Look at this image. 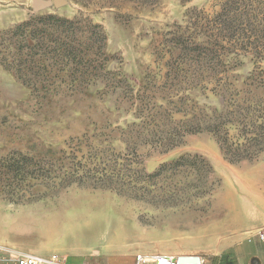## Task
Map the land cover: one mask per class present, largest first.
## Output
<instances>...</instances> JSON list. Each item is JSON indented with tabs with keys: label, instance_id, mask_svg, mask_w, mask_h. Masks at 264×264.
Segmentation results:
<instances>
[{
	"label": "rangeland",
	"instance_id": "rangeland-1",
	"mask_svg": "<svg viewBox=\"0 0 264 264\" xmlns=\"http://www.w3.org/2000/svg\"><path fill=\"white\" fill-rule=\"evenodd\" d=\"M256 233L264 0H0L3 257L214 264Z\"/></svg>",
	"mask_w": 264,
	"mask_h": 264
},
{
	"label": "crops",
	"instance_id": "crops-1",
	"mask_svg": "<svg viewBox=\"0 0 264 264\" xmlns=\"http://www.w3.org/2000/svg\"><path fill=\"white\" fill-rule=\"evenodd\" d=\"M260 233H256L253 238L245 243L241 244L239 247L235 248L233 251V256L231 259H227L226 262H218L214 264H264V238H260ZM264 235V233H262ZM19 253L29 254L40 256L43 258H48L51 255H57L59 261L64 264H84L80 256L67 255L62 252L53 251H45L44 253L39 252H30L25 249H16ZM135 263V256L130 262H124L122 264H134ZM13 264V263H10ZM211 264V263H210Z\"/></svg>",
	"mask_w": 264,
	"mask_h": 264
},
{
	"label": "built area",
	"instance_id": "built-area-1",
	"mask_svg": "<svg viewBox=\"0 0 264 264\" xmlns=\"http://www.w3.org/2000/svg\"><path fill=\"white\" fill-rule=\"evenodd\" d=\"M260 238L263 239L264 235L261 234ZM0 247V264H64L59 261L57 255H51L48 258L40 256L29 255L19 252L10 253L8 257H3ZM134 264H176L175 257L170 255H152V254H138L135 256Z\"/></svg>",
	"mask_w": 264,
	"mask_h": 264
},
{
	"label": "water",
	"instance_id": "water-1",
	"mask_svg": "<svg viewBox=\"0 0 264 264\" xmlns=\"http://www.w3.org/2000/svg\"><path fill=\"white\" fill-rule=\"evenodd\" d=\"M176 264H201L197 256H181L176 258Z\"/></svg>",
	"mask_w": 264,
	"mask_h": 264
},
{
	"label": "trees",
	"instance_id": "trees-1",
	"mask_svg": "<svg viewBox=\"0 0 264 264\" xmlns=\"http://www.w3.org/2000/svg\"><path fill=\"white\" fill-rule=\"evenodd\" d=\"M100 28L99 27H95V30H96V36L98 38V42H99V50L101 51L102 48L104 49V45H103V42H104V35L103 33L101 32V29L99 30ZM98 31V32H97ZM100 31V32H99Z\"/></svg>",
	"mask_w": 264,
	"mask_h": 264
},
{
	"label": "bare ground",
	"instance_id": "bare-ground-1",
	"mask_svg": "<svg viewBox=\"0 0 264 264\" xmlns=\"http://www.w3.org/2000/svg\"><path fill=\"white\" fill-rule=\"evenodd\" d=\"M181 257V256H180ZM175 262H176V258H175Z\"/></svg>",
	"mask_w": 264,
	"mask_h": 264
}]
</instances>
